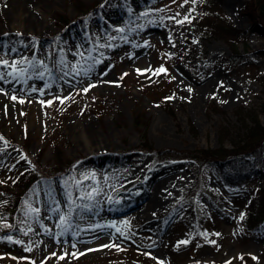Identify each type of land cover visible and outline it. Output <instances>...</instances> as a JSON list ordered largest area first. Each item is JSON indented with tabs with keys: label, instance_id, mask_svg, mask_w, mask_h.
<instances>
[{
	"label": "rangeland",
	"instance_id": "obj_1",
	"mask_svg": "<svg viewBox=\"0 0 264 264\" xmlns=\"http://www.w3.org/2000/svg\"><path fill=\"white\" fill-rule=\"evenodd\" d=\"M194 3L195 15L209 10L203 0H0V75L11 86L0 92V264H264V216L254 232L243 225L264 186V141L236 184L224 180L233 170L200 171L170 152L218 148L240 106L264 125V21L247 14L252 0H219L253 53L250 66L225 64L223 40L176 22ZM143 133L161 159L137 148ZM57 149L69 164L54 174ZM155 168L173 171L170 193L112 206L134 173L136 190L154 197ZM33 177L10 215L4 206Z\"/></svg>",
	"mask_w": 264,
	"mask_h": 264
},
{
	"label": "trees",
	"instance_id": "obj_2",
	"mask_svg": "<svg viewBox=\"0 0 264 264\" xmlns=\"http://www.w3.org/2000/svg\"><path fill=\"white\" fill-rule=\"evenodd\" d=\"M203 1L207 3L209 10L195 15L193 13V10L195 9L196 5L194 3L192 6L188 7L187 16L189 17L190 22H186L191 25L190 27L194 29V31L199 33L201 39L206 40L209 38H217L223 40L227 44L230 54L227 59L221 62L230 65L238 62H244V65L250 66L252 64L251 59L253 53L248 47V40L246 35L236 30V28L228 21V19L217 9L216 6H218L219 0ZM252 1L253 6L250 7V10L247 14L249 16H253L254 13H257V17L264 21V0ZM212 3H215L216 5H213ZM78 7H82V5L79 4ZM85 10L86 9L84 8L83 11ZM252 19L253 17H251L249 20L252 22ZM61 21H64L65 25L67 24L66 20H63V18L61 19ZM205 27H207L209 30H206ZM240 47L241 52H239ZM261 52H264V49L261 50ZM53 64L54 60L51 59L49 65ZM167 92L168 91H164L156 94L158 95V97H162L161 101H163V98L165 97V94H167ZM209 106L214 107L215 105L213 104V102H210ZM251 107L252 105H244L238 107V109L235 111L237 126L232 127L231 129L225 127H221L219 129L218 148L212 149L210 147H197L189 151L170 150V152L179 153L178 156H184L186 159L193 160L196 164L197 169L200 171H202L205 166H219L223 169H226V171L233 170V176H226L224 178L226 183L236 184L245 181L249 177V175L244 171L243 168L246 163L245 159L251 158L252 160L259 161L261 154V144L264 141V125L261 123L257 112L252 110ZM225 142H228L229 148H226ZM137 148L144 153L152 154L156 160L161 159L164 153L163 150H154L152 146L148 144L144 133L142 134L141 144L138 145ZM55 158L56 161L55 170L53 172L54 174L61 172L60 169L64 168L65 166V168L67 169V165L69 163L65 158L61 160L62 156L58 149L56 150ZM40 174L41 177H44V173L40 172ZM34 178L35 177H33L32 180H28V182L22 187V189H20L22 190L20 192V195H18L13 202L7 203L8 205L6 207L4 206V210H7L10 215H16L17 212L23 209L24 194L29 191L30 187H32ZM196 186L188 188L187 191L183 194V202L185 203L187 201L183 210L184 216L186 213H189V211H192L188 204V201L190 200L189 194ZM258 196V200L252 202V205L246 210L245 220L243 222V225L248 229L252 228L251 231L253 232L255 231L258 222L264 216V186H262V188L259 190ZM254 204L255 206H253ZM19 205L20 208L18 207ZM178 207H180V204H177L175 206V208ZM182 220H185V218L183 217ZM250 263L251 260L245 259L244 264Z\"/></svg>",
	"mask_w": 264,
	"mask_h": 264
},
{
	"label": "bare ground",
	"instance_id": "obj_3",
	"mask_svg": "<svg viewBox=\"0 0 264 264\" xmlns=\"http://www.w3.org/2000/svg\"><path fill=\"white\" fill-rule=\"evenodd\" d=\"M9 87H11L7 82H3L0 80V92L2 93V95L7 92L6 89H9ZM4 96V95H3ZM88 121H86L85 123H87ZM84 123V124H85ZM90 126L87 125V128ZM91 139L92 141H96L98 138L96 137V135L92 136L91 135ZM101 153H92L89 154L88 157H85L86 160H92V162L98 163L100 161V156ZM150 175L147 179V181L149 183L153 182L156 183V191L154 194V197H152L148 192L145 191H139L136 190V188L139 186V184H141L143 182V176L141 175L139 178H136L135 176H137V173H134L132 175V179L129 178H123L120 181V185L121 187L118 190H122L123 189H130L128 190L129 192V196L128 197H124L125 201H119V200H115L114 203L112 204V206L114 207H128V206H133L136 207L138 205H140V203H144L146 200H156L157 199V195L164 189L167 193L170 189H172V187L175 185V181L173 180L175 177L172 176L173 171L171 170H166V169H159V168H155L153 170H150ZM129 179V180H128ZM138 185V186H137ZM166 193V194H167ZM111 206V205H110ZM103 231L101 228H96L94 230V234H101ZM85 236V235H83Z\"/></svg>",
	"mask_w": 264,
	"mask_h": 264
},
{
	"label": "snow or ice",
	"instance_id": "obj_4",
	"mask_svg": "<svg viewBox=\"0 0 264 264\" xmlns=\"http://www.w3.org/2000/svg\"><path fill=\"white\" fill-rule=\"evenodd\" d=\"M173 2H175V0H173ZM187 2H188V0H185V3H187ZM193 2H195V0H193ZM161 11H163V10L161 9ZM177 15H178V14H177ZM173 19H174V17H173ZM186 21L190 22L188 16H185V17H184V20H178V21H176V22L182 24V23H184V22H186ZM4 63L6 64L7 62L4 61ZM138 71H139V70H138ZM159 71H160V72H165L166 70L163 69V68H161ZM2 79H3V76L0 75V80H2ZM90 87H95V85H90ZM84 91L87 92L88 89H84ZM12 99H13V100H16L17 98H16L15 96H13ZM20 102L23 103V101H20ZM41 103H44V102L41 101ZM48 103L51 104V101H49ZM61 222H62V223L64 222V221H63V218H61ZM0 239H3V238H0ZM7 239H8V240H11V237L9 236V237H7ZM16 242H17V243H20L19 241H16ZM180 243H181V244H186L187 241H181ZM113 246H116V245H104V247H113ZM89 251H92V249H89ZM83 254H84V253H81V255H83ZM53 255H55V253H53ZM73 255H75V254H73ZM60 259H64V257L61 256ZM254 259H255V258H254ZM32 264H34V262H32ZM158 264H163V262H162V261H161V262H158Z\"/></svg>",
	"mask_w": 264,
	"mask_h": 264
}]
</instances>
